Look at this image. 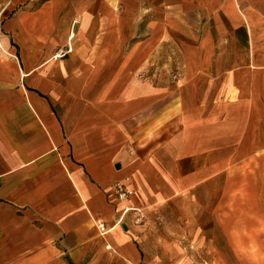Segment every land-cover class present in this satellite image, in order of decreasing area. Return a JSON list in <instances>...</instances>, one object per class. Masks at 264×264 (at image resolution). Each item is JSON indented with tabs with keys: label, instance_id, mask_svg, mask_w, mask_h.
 Segmentation results:
<instances>
[{
	"label": "crops",
	"instance_id": "obj_1",
	"mask_svg": "<svg viewBox=\"0 0 264 264\" xmlns=\"http://www.w3.org/2000/svg\"><path fill=\"white\" fill-rule=\"evenodd\" d=\"M5 1L0 264H264V0Z\"/></svg>",
	"mask_w": 264,
	"mask_h": 264
},
{
	"label": "rangeland",
	"instance_id": "obj_2",
	"mask_svg": "<svg viewBox=\"0 0 264 264\" xmlns=\"http://www.w3.org/2000/svg\"><path fill=\"white\" fill-rule=\"evenodd\" d=\"M10 1V0H9ZM6 2L5 0H0V4H3ZM8 2V0H7ZM171 65L165 68V73L163 75L165 76V81L167 82H174L173 76L178 74V66L175 64V60H170ZM162 68V67H160ZM156 67V80H158L159 69ZM163 79H161L162 81ZM264 162V157L260 158H253L249 161L250 166L247 164H244V167L241 171H235L228 177V185L226 188L227 194H234V195H242L243 190H245V193L249 191L250 195H261L264 194V170H260L259 167H254L253 165H259V163ZM248 194V193H247ZM249 195V194H248ZM158 223H161L159 221Z\"/></svg>",
	"mask_w": 264,
	"mask_h": 264
},
{
	"label": "built area",
	"instance_id": "obj_3",
	"mask_svg": "<svg viewBox=\"0 0 264 264\" xmlns=\"http://www.w3.org/2000/svg\"><path fill=\"white\" fill-rule=\"evenodd\" d=\"M5 7L4 8H0V60L1 57L5 54H7V52L5 51L3 44H2V40H1V36H2V23H3V14L5 12ZM70 48L68 47L66 52H59V54L56 56V58L59 57H63L66 55V53H69ZM8 55V54H7ZM173 80H178V74L173 76ZM113 192L115 194V197L118 201L120 202H126L127 200H129V198L132 196L133 191L129 190L125 185L121 184V183H116L112 186ZM128 212H132V213H139L138 209L135 208H131V207H127V208H123V213L127 214ZM99 229L104 232V227L103 225H99Z\"/></svg>",
	"mask_w": 264,
	"mask_h": 264
}]
</instances>
